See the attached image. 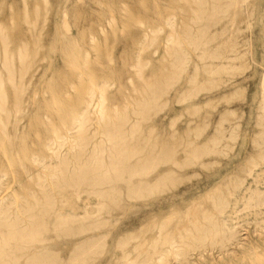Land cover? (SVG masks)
Here are the masks:
<instances>
[{"label":"rangeland","instance_id":"374dc122","mask_svg":"<svg viewBox=\"0 0 264 264\" xmlns=\"http://www.w3.org/2000/svg\"><path fill=\"white\" fill-rule=\"evenodd\" d=\"M0 76V207L13 223L0 227V264L25 263L19 236L32 215H46L49 207L51 215H73L80 233L46 234L56 264H115L122 249L150 243L157 228L177 238L190 228L187 221L206 212L226 217L238 242L227 252L209 249L191 264H264V204L255 205L264 200V0H0ZM100 95L111 122L127 115V133L139 121L129 142L137 141L143 154L158 152L145 179L168 175L135 195L126 192L124 175L115 194L121 208L102 214L89 187L63 184L81 158L84 165L90 156L89 167L97 157L87 146L74 162L79 153L70 145L83 132L69 127L82 102L97 110ZM103 123L109 124L91 121L85 135L104 139ZM59 134L65 143L55 158ZM47 141L54 149L45 148ZM100 217L99 231L93 224ZM97 236L103 240L94 254H73L75 243Z\"/></svg>","mask_w":264,"mask_h":264},{"label":"bare ground","instance_id":"6f19581e","mask_svg":"<svg viewBox=\"0 0 264 264\" xmlns=\"http://www.w3.org/2000/svg\"><path fill=\"white\" fill-rule=\"evenodd\" d=\"M145 37H146V35H145ZM170 37H172V35ZM172 39H173V37L171 38V40ZM171 40H169V41H171ZM169 41H167V42H169ZM6 48H4V51H3V55H4L3 67L5 68V72L9 75L8 81H10V83L13 84V80H14L13 74L14 73H13V68L11 69L12 64L8 60L9 54L7 55ZM23 58L21 59V63H23V60H24ZM1 84H2V79L0 76V97H1L0 99L3 100L4 99V93L2 92ZM102 87H105V85H103ZM92 91H93V89H92ZM103 91L104 90L102 88L101 92L103 93ZM92 94L93 93L91 92V95ZM151 95H152V92H151ZM151 95L149 97H151ZM92 97H94V95ZM92 97H90V98L93 99ZM263 97H264V87H263ZM101 100H103L102 95H100V97H99L98 106L96 104V106H97V110L95 108L96 111L94 110V108H92L94 111L90 109L91 102H89V100H88V102L85 101V103L82 102L84 105L80 108L78 113L72 117L71 125L69 127L70 132L77 133V136L80 135L81 132H83V136L81 135V137H76V139L74 138L71 142V145H70V149L77 148L78 153H79V154L75 155V156H77V158L73 156V158H75L74 162L78 163V161L81 158V157H79V155H81L83 157L84 154H87L86 153L87 152V150H86L87 146H90V148H91L90 149L91 156L93 157V155H94V157H96V155H97V157L93 158V160H91L92 166H89V167H88V165L85 166V164H86L85 161H86L87 157L90 159V156H88V155H87V157L85 156L86 159L84 160V165H83V158L84 157L81 158L82 159V165H80V163H79L80 167L77 170H71L72 173H70V177H68L67 179L64 178L63 184L70 185V187H72V186H78L79 187V186H83V185L86 187H89V190L87 191V195H90V194L94 195L100 200V201L97 200V202H96L97 206H95V207L97 208V212L102 214V212L110 213V211H112L115 208H117V209L121 208L120 200L118 201V199L115 197V194H120V193H118L120 190H118V188H117V185L120 181H122V182L126 181V183H125V185H127L126 190L127 189L129 190V191H126L127 193L129 192L130 194L131 193L136 194L137 191H139V193H140V191L143 189H145V191H147L146 189H148V187L151 190L154 187L153 185L156 184L155 186H157V184H159V183H157V181H160V179H166L168 177V175H167V173L166 174L165 173L164 174L157 173L156 176L154 178H152L151 180L145 179V177H147L149 175V172H151L150 170L153 168L154 160L156 161L155 158L159 157V156L156 157L158 152L155 153L156 155L154 157H152L151 156L152 153H149V152L154 151L153 148H155V147H153V148H150L152 150H149L148 153L143 154L144 149H142L143 147L141 148L140 146H137V144H138L137 141L136 142L133 141L134 143L129 142L131 140V136H135L137 133V132L136 133L134 132V129L136 126L135 122H139V121H135L134 123H132L129 127L130 131L127 133L126 129H124V125L126 126V124L130 122V120L128 122L127 115H126V117H124L125 111H124V114L122 113L124 116L121 115L125 119H122L121 117H119L120 122L118 124L117 123L115 124L114 120H113V122H111V119H109L107 116L104 115L105 114L103 111L104 108L102 106L104 103ZM104 100H105V97H104ZM142 101H144V100L142 99ZM148 101H150V100H148ZM150 102H149V104H150ZM143 103H145V102H143ZM143 103H141V104H143ZM137 104H136V106H137ZM146 105H147V103H146ZM141 106L142 105H140V107ZM150 106H152V105H150ZM92 107H93V105H92ZM140 107H139V109L145 110L144 106H143V108H140ZM148 110H150V109H148ZM131 111H133V109ZM114 112H116V111H114ZM134 112L135 111H133V113ZM135 113H140V112L138 111ZM142 115H143V112H142ZM141 118H142V116H141ZM141 118H140V122H141ZM115 120H118V118ZM91 121H94L96 124L99 122H102V121L103 122L105 121L107 123L109 122L108 125L107 124L105 125L103 123V125H104L103 128L106 132L104 135L103 134H101V135L104 137V139H102L98 142H93L95 132H93L92 134H89L88 136L85 135L87 128H89L91 126L90 125ZM4 127H6V126H4ZM122 128H123V130H122ZM136 129L138 130V127ZM3 130L5 131V128H3ZM133 133H135V134L133 135ZM6 137L9 138V136H7V135H6ZM129 137H130V140H129ZM56 138L58 140V142H55V143H57V146L55 147V150L52 152L53 156L55 158L58 157V155L60 154V149L65 143L64 142L65 137L63 135L59 134L56 136ZM70 138H71V136H70ZM146 143H149V142H146ZM146 145L144 143L142 146L145 147ZM52 147H54L53 143L47 141L45 148L47 150H52V149H54ZM106 148H108V150H107L108 153L106 152L107 161L103 157V153H104V151H106ZM164 152H168V151H164ZM195 152H198V151H195ZM159 154H160V152H159ZM167 155H169V153ZM31 160H32V162H36L38 165L42 166V168L48 167L46 165L45 160L42 158L36 159V158L32 157ZM164 160H166V159H164ZM65 162L66 161L63 159V163H65ZM88 164L91 165L90 161L88 162ZM76 167H78V165ZM73 168L74 167H72V169ZM124 175H127V179L125 178L126 179L125 181H123ZM168 179H170V176ZM165 181H167V180H165ZM154 182H155V184H154ZM160 182H161V184H164L163 183L164 181L163 182L160 181ZM68 183H70V184H68ZM172 183L173 182H171V184ZM105 185H107L109 187L107 189H104ZM153 189H155V188H153ZM68 194H69V192H68ZM73 195H75L76 198L77 197L79 198V194H78L77 190L74 191ZM126 195L129 198L131 197V196H129V194H126ZM137 195H138V193H137ZM78 198H77V200H78ZM63 202H64L63 204L66 203L65 201H63ZM263 204H264V200H260V201H257V203L255 205L256 206H262ZM76 205H77V203H76ZM85 205H88V204H85ZM46 209L44 210L46 215H42V216L32 215L31 220L27 224V231H26L25 236H23V235L19 236V239H21L23 242L25 240V246L24 247L22 246V248L26 249V255H27L26 261L24 264H56L57 263V261L55 260L56 259L55 258L56 253H54V251H52L48 245H44L45 242L51 240V238L46 236V234L48 232H52L58 236L61 235V237L62 236L65 237V236H69V235L70 236L71 235L76 236V235L80 234L76 229H74L72 227L71 223L75 219V217L73 215L63 214V212H58V211L54 212V214L51 215V214H49V211L52 210L51 207L46 208ZM85 209H88V206H86ZM221 210L222 209L218 210L219 214L222 213ZM7 214L8 213L6 211V208L0 207V227H11V226H13L12 222H8L9 217L7 216ZM72 214H73V212H72ZM252 217H253V215H252ZM108 220H107V222H108ZM17 221L19 222V220H17ZM100 221H101V217H100V219H98V221L94 222L93 226L95 229L97 227L100 228V226L101 227L103 226V225H99L102 222V221L101 222ZM108 224H109V222H108ZM108 224H107V226H108ZM187 224L190 226V228L187 226L182 227L177 238H175V236L172 235L171 233H168V232L162 233L161 228H157V231H158L157 235L150 241V243H146V240H145V241H142L143 244H141V245H140V243L139 244L137 243V245H140V246L135 245L133 247L134 249H135V247H139L138 249L136 248V250H134L132 248L134 250V252H133L134 256H132V254L130 255V252H132L131 251L132 249L131 250L129 249L130 251L127 250L128 252L127 251L123 252L124 250L122 249L123 255L120 254L122 256V257H120L121 260L120 261L116 260V262L114 261L115 264H191L190 262L196 258L202 259L204 252L208 251L209 249L217 248L221 252H227V250H224V248L227 244L233 245V243L236 244L238 242L235 240L236 239L235 228L232 225L230 226L228 224L227 218L224 216L219 218V217L214 216L211 213L206 212V213H203V215L199 216V217L197 215H195L190 222L187 221ZM113 226H114V223H113ZM98 228H97V230H98ZM101 229L102 228H100L99 231ZM178 230L179 229H177V231ZM108 234H110V233H108ZM108 234L106 232L107 236H108ZM102 236L98 237V238L96 237L95 239L91 240L90 244H89L90 238H85L82 241L78 242L77 244L75 243L76 245L74 244L73 248H75V249H73L74 250L73 254L76 255L77 257H84L92 250L95 252V249L101 243V241L103 240L105 235L103 236V238H102ZM126 236H128V239L131 238L130 235H126ZM56 238H57V236H56ZM118 238L120 239V237H118ZM122 238H124V237H122ZM113 239L114 238L111 239V237H110V240H113ZM128 239L126 241H128ZM3 240L0 239V244H2ZM15 240L16 239H14V242H16ZM104 240H105V238H104ZM118 240H117V242H119ZM7 241H6V243H7ZM10 241H11V239H10ZM126 241H124V242L126 243ZM122 243H123V241H122ZM123 247L124 246L122 244V248ZM93 251H92V253H93ZM2 253H3V251L1 250L0 251V259L4 255ZM230 253H231V251H230ZM108 255H110V253ZM208 255H209V253H208ZM223 255H224V253H223ZM59 262H60V259L58 260V263ZM110 262H111V260H110Z\"/></svg>","mask_w":264,"mask_h":264}]
</instances>
